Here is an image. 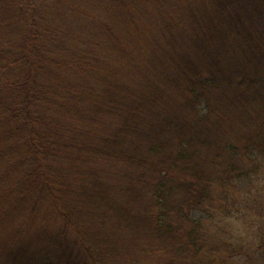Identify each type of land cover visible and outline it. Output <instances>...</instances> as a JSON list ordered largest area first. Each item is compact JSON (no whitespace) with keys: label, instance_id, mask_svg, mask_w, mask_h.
Returning a JSON list of instances; mask_svg holds the SVG:
<instances>
[{"label":"trees","instance_id":"trees-1","mask_svg":"<svg viewBox=\"0 0 264 264\" xmlns=\"http://www.w3.org/2000/svg\"><path fill=\"white\" fill-rule=\"evenodd\" d=\"M263 168L264 0H0V264L262 261Z\"/></svg>","mask_w":264,"mask_h":264},{"label":"rangeland","instance_id":"rangeland-1","mask_svg":"<svg viewBox=\"0 0 264 264\" xmlns=\"http://www.w3.org/2000/svg\"><path fill=\"white\" fill-rule=\"evenodd\" d=\"M171 96V94H170ZM172 96L174 97L175 95L172 94ZM197 111L204 113V106H197L196 107ZM181 111H184L183 109H181ZM234 119H232V129H228L227 125L226 127L221 126L220 128H212L211 129V137L215 140H219L220 138L223 139V137H227L228 140L230 141H234L235 137L234 136ZM240 130H238L237 128V133H239ZM168 136V134H166ZM208 156H210V152L208 153ZM264 169V168H263ZM262 169V170H263ZM257 177H254L253 180L251 179L250 184L243 188L241 185H239L235 190H234V196L236 198H246L245 200H240L241 205H246L248 206L246 210H242L243 216L240 217V221L238 220L233 221V219L231 220V223H233L234 225H237V231L238 233H240L243 237H251L253 238L252 234H257L256 232L260 229V231H262V227L264 226V183H262V180L264 179V174L263 173H259L258 175H256ZM261 178V179H259ZM241 184H246L245 182H242ZM142 202H144L142 199H140V202H133L132 203V207L135 210H138L141 208L142 206ZM146 204V201L144 202ZM240 209V208H239ZM241 210V209H240ZM254 212H253V211ZM203 214H201L198 211H192L191 215L189 217L190 220L192 221H203ZM215 223H217V221H214ZM212 224V223H211ZM204 226V225H202ZM210 228H208L207 226H204V230L207 232V240L208 242H212V238H220L221 236L223 237H228V229H220V225H215L213 224V226H210ZM1 229V234L3 233L2 228ZM227 239V238H226ZM254 240V239H252ZM233 242V241H232ZM235 246H238V244L234 243ZM39 258H41L40 256H38ZM138 257L140 258V262H144V261H148V263L154 262V264H165L168 259L165 256L159 255L158 257L156 255H154L153 257H150L149 255H139ZM258 258V257H257ZM257 258H255L256 260L253 261V263H247V264H264V260L260 261L257 260ZM245 261H241L239 262V264L244 263Z\"/></svg>","mask_w":264,"mask_h":264}]
</instances>
